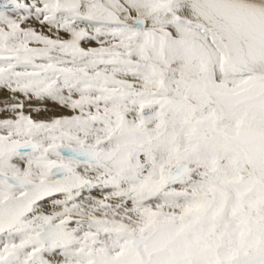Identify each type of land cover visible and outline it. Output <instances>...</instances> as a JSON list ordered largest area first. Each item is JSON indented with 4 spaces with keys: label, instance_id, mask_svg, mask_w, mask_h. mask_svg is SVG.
Here are the masks:
<instances>
[{
    "label": "snow or ice",
    "instance_id": "obj_1",
    "mask_svg": "<svg viewBox=\"0 0 264 264\" xmlns=\"http://www.w3.org/2000/svg\"><path fill=\"white\" fill-rule=\"evenodd\" d=\"M0 264H264V0H0Z\"/></svg>",
    "mask_w": 264,
    "mask_h": 264
}]
</instances>
